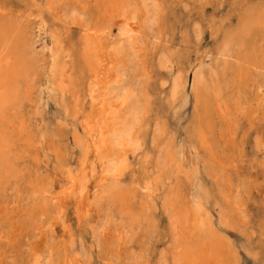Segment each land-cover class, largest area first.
<instances>
[{
    "label": "bare ground",
    "instance_id": "bare-ground-1",
    "mask_svg": "<svg viewBox=\"0 0 264 264\" xmlns=\"http://www.w3.org/2000/svg\"><path fill=\"white\" fill-rule=\"evenodd\" d=\"M254 241L264 0H0V264H244Z\"/></svg>",
    "mask_w": 264,
    "mask_h": 264
},
{
    "label": "rangeland",
    "instance_id": "rangeland-1",
    "mask_svg": "<svg viewBox=\"0 0 264 264\" xmlns=\"http://www.w3.org/2000/svg\"><path fill=\"white\" fill-rule=\"evenodd\" d=\"M186 10H187V7H186ZM253 77H254V75L249 73V75H247V77L245 79L246 83L247 84L252 83ZM212 103L210 102V100H208L205 103V107H204V110H203L204 112H202L203 114H201L203 116L201 118L202 119L201 122H202V125L204 126L205 129H207L206 128V126L208 125L207 122H209V129L210 130L207 129L205 131V133L206 134H210L209 137L207 136L208 141L212 142L211 144L213 146H215L214 144L217 145V141L216 140L218 139L217 138L218 137L217 136L218 131H217V127L215 126V117H214V114H213ZM211 135H213V137ZM214 137H216V140L214 139ZM212 139H214V140L212 141ZM214 141H216V142H214ZM257 236H258L257 233L253 235L255 241L258 239ZM255 241L254 242H250V243L249 242L248 243L247 242L243 243L244 245L242 246L240 252H241V258H242V261H243L244 264H261L262 262L264 263V258L262 256L258 257L257 248L255 247V245H256Z\"/></svg>",
    "mask_w": 264,
    "mask_h": 264
}]
</instances>
